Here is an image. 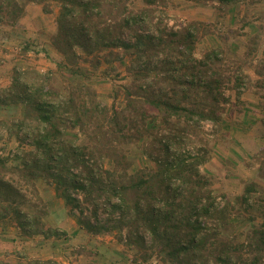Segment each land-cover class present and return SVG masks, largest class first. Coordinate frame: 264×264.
<instances>
[{
	"label": "trees",
	"instance_id": "1",
	"mask_svg": "<svg viewBox=\"0 0 264 264\" xmlns=\"http://www.w3.org/2000/svg\"><path fill=\"white\" fill-rule=\"evenodd\" d=\"M52 1L60 5L52 45L63 55L61 69L77 75L74 66L82 60L96 69L106 62L113 70L117 61L124 64L120 49L142 50V55L130 59L126 66L133 76L122 86L119 107L117 99L111 106L104 103L90 85H70L62 97L44 85L29 89L19 74L9 87L0 90V111L12 103L25 104L23 119L10 124L0 119V128L5 126L10 132L7 136L14 133L17 141L16 149H5L6 136L0 135V224L14 226L12 241L68 235L66 230L46 224L49 209L38 187L43 179L54 183L56 194L68 205L80 209L79 224L89 233L109 228L98 219L92 222V217L103 211L109 217H130V242L132 231L142 225L152 238L161 241L173 264H243L233 263L232 238L221 236L220 229L212 238L201 219L222 217L227 228L231 217L226 215L227 208L215 210L216 196L198 171L201 161L192 165L189 158L174 155L170 136L159 129V122L171 130L183 117L187 122L196 116L222 121L220 102L229 100L224 86L233 80L231 89L238 92L243 77H232L215 67L216 51L201 58L183 57L186 50L193 53L195 49L196 29L171 33V37L145 34L142 22L160 11L157 5L162 0H142L147 7L138 12L130 8L128 0ZM32 2L51 11L50 0H0V20L8 17L16 24ZM128 37L136 41H127ZM165 43L172 47L168 49ZM162 53L165 56L160 60ZM177 68L182 71L176 73ZM200 91L202 99L198 98ZM188 98L190 106L182 103ZM180 134L173 133L171 138L180 139ZM134 141L158 169L130 173L132 162L123 144ZM156 148L158 152H152ZM105 157L113 162V170L103 166ZM257 189L256 183L248 184L244 202ZM86 208H90L91 217L85 214ZM116 222L113 227L123 230V221ZM258 234V245L264 247L263 227ZM25 264L60 263L29 260Z\"/></svg>",
	"mask_w": 264,
	"mask_h": 264
},
{
	"label": "rangeland",
	"instance_id": "2",
	"mask_svg": "<svg viewBox=\"0 0 264 264\" xmlns=\"http://www.w3.org/2000/svg\"><path fill=\"white\" fill-rule=\"evenodd\" d=\"M35 4L39 7L35 11L37 18L29 27L27 23L22 24V17L16 24H11L8 17L0 20V51L9 56L0 58V67L11 60L6 70L10 71L7 80L19 74L21 83L27 84L29 89L44 85L62 97L67 95L70 85H90L104 103L111 106L117 99L115 103L119 107L123 100L122 86L129 84L133 76L126 66L133 57L142 55V50L120 49L125 56L124 64L117 61L113 70L106 62L96 69L91 63L80 60L74 66L79 74H72L60 68L63 55L52 45L60 5L50 0L47 5L51 11L45 12L44 4ZM128 4L137 12L147 7L142 0H128ZM157 8L160 11L142 22L145 34L171 37L184 29H196L195 49L193 53L186 50L183 57L201 58L209 51H216L218 56L212 60L215 67L219 66L232 77L237 74L243 77L240 95L231 89L233 80L224 86L229 100L220 102L218 115L223 117L222 121L217 123L196 116L187 122L183 117L174 127L175 131L171 129L173 133L180 131V139L171 138L173 133L163 122H159V129L170 136L174 155L189 158L192 165L201 161L198 171L205 177L206 187L216 196L215 210H229L227 228L222 217H201L206 221L207 233L215 238L214 233L220 229L221 236L232 238L233 263L264 264V247L258 245V231L264 228V0H162ZM127 41L136 40L128 37ZM165 44L168 49L172 47ZM161 55L160 60L165 53ZM175 71L180 73L182 69ZM202 97L200 91L198 98ZM189 100L182 103L190 106ZM27 111L32 116V109ZM24 114L25 104L12 103L0 111V119L10 124L23 119ZM9 133L5 126L0 128V135L6 136L2 146L16 149L15 134L7 136ZM123 147L132 162L130 173L143 168L150 172L158 169V165L146 157L139 142L124 143ZM152 152L157 153L158 148ZM102 163L113 170V162L108 157L103 158ZM252 182L258 189L244 202L246 186ZM38 187L49 209L46 224L66 230L68 235L50 240L37 236L14 243L11 238L14 226L0 224V233L5 234L2 237L8 247H0V261L10 264H25L29 260H52L60 264H173L166 257L161 241L152 238L142 225L132 231L133 242H130V217L120 218L117 214L109 217L100 211L98 217H92V222L98 219L109 228L92 234L79 224L80 209H73L58 196L54 183L40 179ZM85 214L90 216V208L85 209ZM118 219L123 221L121 231L113 227Z\"/></svg>",
	"mask_w": 264,
	"mask_h": 264
},
{
	"label": "crops",
	"instance_id": "3",
	"mask_svg": "<svg viewBox=\"0 0 264 264\" xmlns=\"http://www.w3.org/2000/svg\"><path fill=\"white\" fill-rule=\"evenodd\" d=\"M39 9L38 5L35 4V3H29L27 6H26V9H25V13L24 15L22 16V19H21V22L22 24H26L27 23V27H29V24L30 22L33 23L34 21V18H37L35 13V11H37ZM39 14H37L38 16ZM32 28V27H31ZM0 58H9V56L7 54H4L2 51H0ZM11 60H9L6 65H4L3 68L0 67V90H3L4 88L6 87H9L12 83V79L7 80V75L9 76V72L10 71H6L10 65V62ZM10 78V77H9ZM3 234L0 233V247L2 248V245L5 246V248H8L7 247V243L5 244V239L2 237ZM5 251V249H4Z\"/></svg>",
	"mask_w": 264,
	"mask_h": 264
},
{
	"label": "built area",
	"instance_id": "4",
	"mask_svg": "<svg viewBox=\"0 0 264 264\" xmlns=\"http://www.w3.org/2000/svg\"><path fill=\"white\" fill-rule=\"evenodd\" d=\"M190 152V151H189Z\"/></svg>",
	"mask_w": 264,
	"mask_h": 264
}]
</instances>
